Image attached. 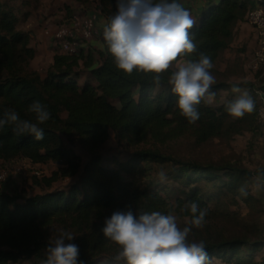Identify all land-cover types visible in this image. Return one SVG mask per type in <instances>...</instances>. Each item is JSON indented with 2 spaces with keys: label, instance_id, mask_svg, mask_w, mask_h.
I'll return each instance as SVG.
<instances>
[{
  "label": "trees",
  "instance_id": "trees-1",
  "mask_svg": "<svg viewBox=\"0 0 264 264\" xmlns=\"http://www.w3.org/2000/svg\"><path fill=\"white\" fill-rule=\"evenodd\" d=\"M83 1L105 23L116 11V0ZM256 1L211 0L194 17L189 33L197 49L172 63L196 60L200 53L209 56L215 95L201 99L200 117L189 123L169 83L175 69L158 74L159 84L153 81L156 73L136 69L124 73L116 67L103 31L77 53L57 45L59 51L44 72L32 68L36 50L30 34L19 26L28 12L0 0V119L5 110L14 109L21 119L36 122L28 110L33 101L50 113V119L39 125L44 130L39 141L28 133L16 135L12 125L0 128V161L24 158L59 166L42 182L35 180L39 193L0 189V264H43L48 245L63 231L75 236L70 242L79 246L82 264H126L113 259L119 246L105 238L101 228L113 211L127 209L137 216L151 211L176 215L178 227L191 228L188 242H204L215 259L209 264H264V202L252 191L254 184L264 183L258 180L264 167L204 164L195 157L259 130L255 90L264 85L244 81L234 86L245 88L255 102L251 113L235 118L226 105L239 96L233 89L225 95V71L216 66L247 11L255 5L264 8V0ZM67 11L64 16L71 14ZM88 64L93 65L89 70L84 68ZM111 139L124 157L106 164L99 152ZM74 146L81 154L74 153ZM185 149L188 156L182 154ZM161 170L163 180L158 176ZM58 174L78 179L53 187ZM241 186L248 191L246 197L238 192ZM189 202L207 208L203 227L192 226L191 213L181 212Z\"/></svg>",
  "mask_w": 264,
  "mask_h": 264
},
{
  "label": "clouds",
  "instance_id": "clouds-1",
  "mask_svg": "<svg viewBox=\"0 0 264 264\" xmlns=\"http://www.w3.org/2000/svg\"><path fill=\"white\" fill-rule=\"evenodd\" d=\"M196 20L189 10L176 0H116V11L103 27V38L118 69L131 74L134 69L145 73H156L153 81H161L160 73L168 70L180 55L193 53L197 49L189 29ZM213 64L209 56L200 53L196 60L185 59L172 71L169 83L177 95V106L181 114L194 123L200 117L197 105L211 91L215 77L210 72ZM233 91H239L233 88ZM254 100L246 93L230 101L226 107L235 118L254 110ZM28 110L35 114V121L21 119L14 109L4 112L0 128L12 125L16 135L31 134L35 140L44 138L40 124L50 119V113L39 101H33ZM161 180L165 173H158ZM258 180L264 181V170ZM260 184H257L259 190ZM246 197L244 186L238 189ZM181 212L191 213V225L201 228L208 214L207 208L196 202L183 205ZM190 227L180 228L177 216L161 211L143 212L135 215L131 209L116 210L105 218L101 232L103 236L119 246L115 261L126 264H209V255L203 241L188 242ZM75 236L63 231L48 245L47 259L43 264H82L79 246L71 243ZM66 241H69L66 243Z\"/></svg>",
  "mask_w": 264,
  "mask_h": 264
},
{
  "label": "rangeland",
  "instance_id": "rangeland-1",
  "mask_svg": "<svg viewBox=\"0 0 264 264\" xmlns=\"http://www.w3.org/2000/svg\"><path fill=\"white\" fill-rule=\"evenodd\" d=\"M11 2L17 9L25 10L30 14L29 17L24 16L20 21V28L26 30L29 34L33 36V40L37 37L41 38L45 42H49L50 46H54L56 43L50 36H47L44 33V29H52L57 24L63 20L65 9H70V12H66V15L73 13L78 16L84 14L85 8L89 11H93L92 5L89 3H84L83 0H8ZM177 3L186 6V8H191V5L195 0H176ZM184 8V7H183ZM27 9V10H26ZM95 11V10H94ZM19 14V12H18ZM72 14V15H73ZM99 15V14H98ZM191 16H193L191 14ZM99 17V16H98ZM99 20V19H98ZM246 22V21H245ZM247 23V22H246ZM27 24V25H26ZM247 25L252 27L247 23ZM97 28L100 31L95 33V37L100 35V32L103 31V26L97 23ZM247 29V33L250 30ZM255 31V30H254ZM251 33V32H250ZM256 34V33H255ZM257 38V35H256ZM257 42V39H256ZM57 46V44H55ZM185 59H182L176 63H172L171 67L176 70L177 66L182 63ZM51 63L50 56H42V51L40 48H36V57L31 61L30 66L36 68L41 72H44L48 65ZM93 65L88 64L84 68L89 70ZM217 68H222L221 63L216 64ZM259 69L264 71V64ZM88 71L85 73L84 78L88 75ZM252 81V80H251ZM226 87L224 90L225 95H229L231 92ZM239 91H234L236 96H240L242 93H245V88H238ZM256 98L257 93L255 90ZM74 153L81 154V151L77 146H74ZM188 149L182 151L184 156H188ZM100 158L106 164H112L113 158L117 161L123 159L124 155L122 151L117 147L113 139L108 140L103 144L100 152ZM199 162L204 164H231L237 165L241 164L246 166L250 170H253L257 167H264V128L259 129L255 134L249 132L238 135L232 140L228 141L227 145L215 146L209 148L204 153L198 154L195 156ZM22 162L21 166H18L19 162ZM84 161H87V157L84 158ZM59 168L56 164H39L32 162L29 159H14L9 161H0V189L13 191L15 189L26 190L30 194L39 193L40 186L37 184V181L42 182L44 176H49L53 171H57ZM57 180L54 182L53 187H63L67 186L70 183L77 182L78 175L73 178L64 179L63 176L57 175ZM257 184H260L259 190L257 189ZM253 193L260 197L264 202V183L257 182L252 187ZM61 220H58L59 222ZM178 222V221H177ZM262 223L264 228V216L262 217ZM262 230L264 231V229ZM209 255V254H208ZM262 251L257 253V256H261ZM209 258L215 261V259L210 255ZM217 262V261H216ZM218 264H228L224 262H217ZM22 264H32V262L27 261Z\"/></svg>",
  "mask_w": 264,
  "mask_h": 264
},
{
  "label": "built area",
  "instance_id": "built-area-1",
  "mask_svg": "<svg viewBox=\"0 0 264 264\" xmlns=\"http://www.w3.org/2000/svg\"><path fill=\"white\" fill-rule=\"evenodd\" d=\"M72 14L63 16V20L54 28L43 31L56 42L61 50L77 53L83 45L91 43L95 37L99 15L94 10L84 13L82 16ZM245 21L252 26L257 35V48L248 67L250 70H257L264 64V8L258 5L250 8L246 13ZM256 93L257 122L259 129H262L264 128V89H258ZM21 165L20 161L18 166Z\"/></svg>",
  "mask_w": 264,
  "mask_h": 264
},
{
  "label": "crops",
  "instance_id": "crops-1",
  "mask_svg": "<svg viewBox=\"0 0 264 264\" xmlns=\"http://www.w3.org/2000/svg\"><path fill=\"white\" fill-rule=\"evenodd\" d=\"M210 1L211 0H195V2L191 5V8L186 9L189 10L190 14H192V17L194 18L197 13L202 9V7L207 5ZM215 1L217 0H213V2ZM249 1L252 3L257 2L256 0ZM180 5L182 6V4ZM182 7L185 8L186 6ZM24 12L27 11L24 10ZM84 12H89V10L85 8ZM29 16L30 14L27 15V17ZM98 23L99 27L100 24L104 27L105 22L100 16ZM247 29H249V26L245 21H242L238 24L235 38L231 43V47L223 52L221 59L218 61V63H221L223 65V67L219 69L225 71L223 81L227 84L226 86L230 88V91H232L235 85L244 81L252 80L258 82L260 85H264V71L261 69L250 70L248 68L250 60L253 58L257 48V38L255 31L252 27H250L249 29L251 33H247ZM97 31H100L99 28H97ZM30 38L31 45L35 48V50L36 48H40V50L42 51V56H50V61L52 60V56L54 55V53L56 51H59V48L55 45L56 43H54V46H50L48 41L45 42L39 37L33 40V36L31 34ZM95 38L96 37L93 38L91 44L94 42Z\"/></svg>",
  "mask_w": 264,
  "mask_h": 264
},
{
  "label": "bare ground",
  "instance_id": "bare-ground-1",
  "mask_svg": "<svg viewBox=\"0 0 264 264\" xmlns=\"http://www.w3.org/2000/svg\"><path fill=\"white\" fill-rule=\"evenodd\" d=\"M209 260H211V259L209 258Z\"/></svg>",
  "mask_w": 264,
  "mask_h": 264
}]
</instances>
